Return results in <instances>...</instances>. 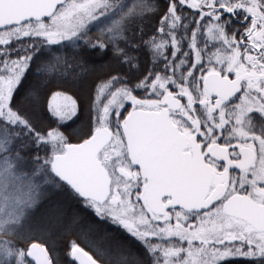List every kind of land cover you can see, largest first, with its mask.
I'll use <instances>...</instances> for the list:
<instances>
[{"label":"snow or ice","instance_id":"snow-or-ice-1","mask_svg":"<svg viewBox=\"0 0 264 264\" xmlns=\"http://www.w3.org/2000/svg\"><path fill=\"white\" fill-rule=\"evenodd\" d=\"M0 264H264V0H0Z\"/></svg>","mask_w":264,"mask_h":264}]
</instances>
